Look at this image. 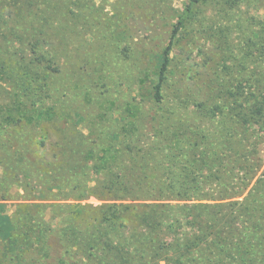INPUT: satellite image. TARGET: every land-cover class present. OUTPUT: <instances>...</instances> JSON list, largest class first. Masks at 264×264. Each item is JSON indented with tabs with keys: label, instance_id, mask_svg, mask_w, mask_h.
<instances>
[{
	"label": "trees",
	"instance_id": "1",
	"mask_svg": "<svg viewBox=\"0 0 264 264\" xmlns=\"http://www.w3.org/2000/svg\"><path fill=\"white\" fill-rule=\"evenodd\" d=\"M130 1L107 12L97 0H0V199L24 193L0 264H264V18L245 20L237 55L225 28L229 54L204 60L202 83L189 84L192 69L170 57L184 30L189 43L214 34L208 5L231 22L259 0H186L150 87L137 64L138 98L111 96L102 56L85 62L97 77L82 88L95 97L73 98L76 37L92 43L105 31L111 41L126 19H156L172 2Z\"/></svg>",
	"mask_w": 264,
	"mask_h": 264
},
{
	"label": "rangeland",
	"instance_id": "2",
	"mask_svg": "<svg viewBox=\"0 0 264 264\" xmlns=\"http://www.w3.org/2000/svg\"><path fill=\"white\" fill-rule=\"evenodd\" d=\"M142 4V0H131L130 2ZM216 1V0H215ZM115 0H109L108 3H104L102 0H97L98 7L104 11L110 12L109 6H111ZM186 0H172L169 7H163V11L159 14L156 19L143 18L141 13H137V16L134 18L126 19V32L122 33L120 36H116L115 39L109 41L107 37L110 38L108 34L107 37H104V33H96L95 39L91 41L92 43L83 42V37H76L73 42V53L70 55V58L66 59L68 68H71L66 73V78L69 77L70 82L74 83L72 94L80 96L79 99L83 100L85 103L91 97H95L96 92L90 93L88 90L83 89L84 82H92L93 79L97 77V74L92 73V69H89L85 64L87 60L90 61V65L100 66L99 58L102 56V61L105 62V74H110L109 84H113L111 90V96L113 98H119L120 100H129L131 101L134 97L138 98L141 92L136 84V79L139 73L140 67L143 69V73H147V85L150 87L154 78L159 72L160 68V56L161 53L169 45V38L171 34L172 25L178 21V11H181ZM264 0H259L256 5L243 6L240 10L235 12V17L231 22L223 19L224 14L218 13L214 8V5H208L206 8V16L208 21L207 28L213 29L214 34L203 33L201 36H197L195 41L189 43V40L186 38L185 30L180 34L181 45L177 48L170 50V57L172 62L176 65L186 64L192 69V81H189V84L195 82H204L206 79L205 75H208L211 70H207L204 66V60H211L216 56L220 58L227 56L229 54V49L225 44V28L230 26L232 28L229 43L232 46L234 55H237L238 52L242 49V46L239 45L241 42V37L244 34L245 26H248V21H245L250 16H256L259 18H264V6L261 8ZM136 6V4H135ZM219 8V6H216ZM95 31V30H94ZM80 33V32H79ZM180 39V38H179ZM89 40V39H88ZM131 48L132 51L137 52L141 57H134L133 60L125 61L120 50L123 48ZM82 60H84L82 62ZM141 61L142 65L137 67V64ZM76 64L78 68L81 66L79 72L75 73L72 69V65ZM213 65V64H212ZM104 74V75H105ZM102 75V74H101ZM84 83V84H83ZM82 85V86H81ZM172 90L170 89L167 93V102L165 104V109L171 106ZM84 93L88 95L83 96ZM98 93H100L98 91ZM185 122L190 124L197 123L198 118L194 117V114H185L182 116ZM90 123L92 126L97 127L99 119H91ZM25 143H27V138L30 136L33 131L28 128L24 131H17ZM259 152H261L262 159L264 160V143L259 145ZM264 169V165H263ZM3 176V169L0 167V181ZM256 181V180H255ZM9 196L15 197L9 201H3L0 199V250L2 248V243L6 240L4 235L7 231V218L15 217L16 205L22 203V200H19L20 197L24 196V193L20 190L14 189L9 193ZM17 198V199H16ZM90 203L100 204L96 199H91ZM173 214L176 218L182 217L184 214V207L182 204H179L173 210ZM41 216V214H40ZM12 218V219H13ZM3 227V228H2ZM56 245V242H55ZM56 249V248H55ZM54 249V250H55ZM58 249V248H57ZM57 251L54 253L56 254ZM33 255L28 256L29 262L33 259H36ZM41 262V261H40Z\"/></svg>",
	"mask_w": 264,
	"mask_h": 264
}]
</instances>
